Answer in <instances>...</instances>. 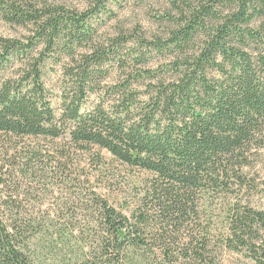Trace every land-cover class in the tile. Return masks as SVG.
I'll list each match as a JSON object with an SVG mask.
<instances>
[{
  "label": "trees",
  "instance_id": "16d2710c",
  "mask_svg": "<svg viewBox=\"0 0 264 264\" xmlns=\"http://www.w3.org/2000/svg\"><path fill=\"white\" fill-rule=\"evenodd\" d=\"M117 1L80 10L0 0V20L28 30L23 39L0 37V136L99 147L150 174L133 220L97 197L98 231L31 213L7 190L0 264H175V256L199 264L211 241L192 235L182 245L181 229L202 194L242 179L248 154L264 146V0H142L160 6L162 31L101 39ZM58 64L60 109L47 85ZM27 153L16 166L23 178L42 161ZM0 186L13 189L6 178ZM235 215L222 244L264 264V211Z\"/></svg>",
  "mask_w": 264,
  "mask_h": 264
},
{
  "label": "rangeland",
  "instance_id": "374dc122",
  "mask_svg": "<svg viewBox=\"0 0 264 264\" xmlns=\"http://www.w3.org/2000/svg\"><path fill=\"white\" fill-rule=\"evenodd\" d=\"M47 1L80 10L88 8L90 3V0ZM157 4L153 1L145 4L142 0H118L110 4L114 17L100 26L101 39L114 37L120 31L135 32L137 29L147 36L158 34L162 29L154 22V16L161 13ZM26 35V28L0 20V37L23 39ZM164 63L156 60L152 66ZM62 65L50 67L47 76V85L56 100L54 105L59 109L64 83ZM117 78L118 75L113 73L108 81L112 83ZM94 101L92 96L89 104ZM32 149L39 152L42 161L36 165V173L23 178L16 166ZM27 172L32 173L29 169ZM241 174L243 178L232 177L227 188L202 194L197 202L198 213L179 233L182 245H188L192 235L197 239L206 236L211 241L210 253L205 254L199 264H257L248 253L224 246L222 239L228 236V222L235 218L237 209L241 212L252 207L264 211V146L252 149ZM149 177L148 172L123 164L99 147L80 149L59 139L0 136V179L6 178L13 185V189L0 186V196L4 197L7 190H13L20 194V199L26 198L23 205L31 213L62 221L71 217L76 226L77 220L83 225L82 229L99 230V224L94 220L98 219L97 197L107 200L110 206L133 220ZM175 258V264L193 262L183 257ZM160 260L153 264H162Z\"/></svg>",
  "mask_w": 264,
  "mask_h": 264
}]
</instances>
